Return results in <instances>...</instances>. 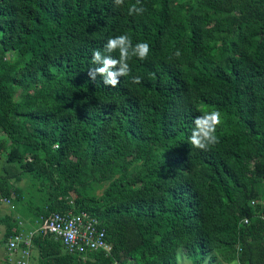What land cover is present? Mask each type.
<instances>
[{
	"label": "trees",
	"instance_id": "trees-1",
	"mask_svg": "<svg viewBox=\"0 0 264 264\" xmlns=\"http://www.w3.org/2000/svg\"><path fill=\"white\" fill-rule=\"evenodd\" d=\"M0 156L2 198L45 194L21 221L85 211L112 246L38 235V264H264V0H0Z\"/></svg>",
	"mask_w": 264,
	"mask_h": 264
},
{
	"label": "built area",
	"instance_id": "built-area-1",
	"mask_svg": "<svg viewBox=\"0 0 264 264\" xmlns=\"http://www.w3.org/2000/svg\"><path fill=\"white\" fill-rule=\"evenodd\" d=\"M0 200L11 203L10 200L1 196ZM251 205L255 208L264 207V200H253ZM256 216L264 220V215L257 214ZM241 223L250 225L251 220L245 218ZM22 224L20 223V226ZM49 234L61 241L66 252L82 259L95 252H103L107 256L112 254V246L107 241L106 231L101 227L97 218L85 211L78 214L68 211L67 213H53L43 218L38 228L28 232L19 230L10 236L5 243L9 260L14 264H33L34 239L38 235Z\"/></svg>",
	"mask_w": 264,
	"mask_h": 264
},
{
	"label": "clouds",
	"instance_id": "clouds-1",
	"mask_svg": "<svg viewBox=\"0 0 264 264\" xmlns=\"http://www.w3.org/2000/svg\"><path fill=\"white\" fill-rule=\"evenodd\" d=\"M122 0H117V3H121ZM125 37H121L119 40H110V48H115L118 45H124ZM139 56L141 60L146 59L150 48L147 43L138 44ZM176 55L179 57L180 52L177 51ZM111 62H106V66L110 65ZM100 71H106L105 69H100ZM111 75V74H110ZM113 85H116V81L112 80ZM139 83V80H137ZM221 122V114L219 111H212L210 113H205L202 116L196 117L194 124L198 131H193L191 137L189 138L190 144L197 149L207 150L210 146L218 143V137L216 136V128ZM238 264V262H236Z\"/></svg>",
	"mask_w": 264,
	"mask_h": 264
},
{
	"label": "rangeland",
	"instance_id": "rangeland-1",
	"mask_svg": "<svg viewBox=\"0 0 264 264\" xmlns=\"http://www.w3.org/2000/svg\"><path fill=\"white\" fill-rule=\"evenodd\" d=\"M2 163H3V158L0 156V174L3 173ZM11 181H12V183H14L13 180H11ZM31 184L32 183H30L29 181H26V180H23L22 182L17 184L20 187H24L25 189H27L30 192V194H28V198L26 199V201H24L25 203H23V202L15 203V197L14 196L12 197L11 203L0 201V221H1V219L3 221L7 217H12L15 221L17 218H19V220H24L23 214H22L23 210H24V215L35 216V214H36L35 210L31 211L30 208L26 207V206H30L33 208L35 206V204L41 205L42 204L41 201L45 197V194L38 191V190H35V188ZM100 192L101 191H99V193ZM5 230H6L5 223H3V222L0 223V239L3 237V233H5ZM5 251L7 252L6 248H5ZM0 253H4V247L2 244H0ZM7 254H8V252H7ZM9 262L14 264L13 261H9ZM177 263L178 264H194L187 256L184 255L182 250L179 251ZM206 264H208V263H206Z\"/></svg>",
	"mask_w": 264,
	"mask_h": 264
},
{
	"label": "crops",
	"instance_id": "crops-1",
	"mask_svg": "<svg viewBox=\"0 0 264 264\" xmlns=\"http://www.w3.org/2000/svg\"><path fill=\"white\" fill-rule=\"evenodd\" d=\"M1 201V200H0ZM2 202V201H1ZM5 220V219H4ZM4 220L2 221V219H1V221H0V223H4ZM23 223L21 226H20V223ZM17 224H18V226H17ZM35 224L37 225V226H35ZM20 227V228H19ZM39 227V224L37 223V222H35L34 224H32L31 222H23V221H21V220H19V218H17L16 219V221H15V229L13 230V234L15 233V232H17V231H24V232H28V231H30L31 229L33 230V229H36V228H38ZM4 238V233H3V237L0 239V241H2V239ZM3 247H4V253H0V264H12V263H10L9 261V258H8V254H7V252L5 251V245H3ZM3 249V248H2ZM77 256V255H76ZM37 257H38V253L36 252V250H34L33 251V253H32V259H33V261H32V263L33 264H38V260H37Z\"/></svg>",
	"mask_w": 264,
	"mask_h": 264
}]
</instances>
